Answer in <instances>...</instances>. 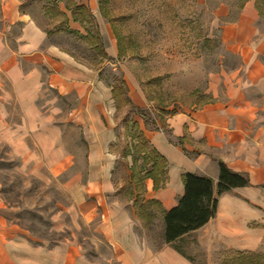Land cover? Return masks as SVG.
I'll list each match as a JSON object with an SVG mask.
<instances>
[{
	"label": "crops",
	"instance_id": "crops-1",
	"mask_svg": "<svg viewBox=\"0 0 264 264\" xmlns=\"http://www.w3.org/2000/svg\"><path fill=\"white\" fill-rule=\"evenodd\" d=\"M66 1L63 9L58 6L69 19ZM74 1L93 14L87 3ZM24 2L0 0V143L11 146L21 160L39 161L57 176L78 159L65 147L63 129L78 127L86 143V169L75 170L62 182L71 198L64 208L70 224H55L68 234L52 244L35 241L8 217V207L0 199V264H209L208 258L220 256V249L263 250L264 9L260 14L255 0H245L234 18L221 25L220 38L238 56V65L225 76L220 97L163 114L162 123L156 119L154 129L138 123L167 161L163 187L153 190L152 180L144 181V199L158 201L161 209L176 205L185 172L210 177L215 183L217 160L246 174L249 181L218 196L216 213L205 224L179 241L164 242L161 214L152 211V218L141 219L134 196L126 188L122 196L121 182L113 173L116 158L108 148L116 135L110 86L96 70L48 43L39 20L43 10L34 15ZM228 12V7L221 6L217 16ZM108 49L109 57L115 51L117 55L112 42ZM124 81L131 102L148 107L140 89ZM47 88L57 96L77 97L65 119H59L57 96L41 101ZM9 99L17 106V120H8ZM155 223L156 239L150 236ZM190 238L202 251L204 263L176 249L177 244L182 250Z\"/></svg>",
	"mask_w": 264,
	"mask_h": 264
},
{
	"label": "rangeland",
	"instance_id": "rangeland-1",
	"mask_svg": "<svg viewBox=\"0 0 264 264\" xmlns=\"http://www.w3.org/2000/svg\"><path fill=\"white\" fill-rule=\"evenodd\" d=\"M26 1L34 15L49 1L56 2L62 9L65 2L25 0L24 5ZM78 1L91 7L95 25L108 53L110 42L116 45L109 23L100 16L96 1L95 4L93 0ZM244 1L109 0L110 16L123 36L122 43L127 53L117 58L115 51L111 59L103 61H100V56L87 41L79 36L84 35L85 31L71 18L67 20V26L73 32L63 31L57 21L51 22L45 15L39 20L41 19L48 43L67 51L77 61L96 70L105 85L112 83L113 76H120L129 83H134L144 95L145 103L149 104L146 108L151 112V121L160 115L155 103H161L168 107V111L176 112L182 107H196L199 101L212 100L214 95H222L225 76L238 65V56L222 42L221 25L234 18V13ZM257 2L262 5V0ZM221 6L229 8L225 17L217 16V10ZM4 88L8 89V85L4 84ZM195 89L198 91L191 93ZM54 96H57L56 92L47 88L42 93L41 101ZM55 103L61 110L59 119L63 120L67 111L77 104V97L74 94L57 96ZM112 106L116 138L110 143L108 151L116 158L113 173L121 182L120 190L123 193L130 165L129 156L122 155V150L128 143L124 119L129 112L127 107L116 111L114 101ZM8 108L11 110L8 120H17L19 112L12 99L8 100ZM129 117L137 124L143 122L138 115L129 114ZM147 127L152 128L151 123ZM63 130L65 147L76 153L78 159L57 176L48 173L46 166L39 161L21 160L11 146L0 143V199L8 207L7 215L35 241L48 244L68 234V230L55 228L58 221L70 224L64 208L70 204L71 198L63 189L62 182L75 170L86 169V143L83 142L82 129L72 127ZM28 142H31L30 139ZM30 147H33L31 143ZM122 196L125 197L126 194L123 193ZM157 233L158 225L155 223L150 236L156 239ZM188 241L182 250L197 257L198 262L204 263L205 258L200 256L202 251L191 243V238ZM227 251L220 249V256L208 258L209 264H219ZM259 251L264 252V249Z\"/></svg>",
	"mask_w": 264,
	"mask_h": 264
},
{
	"label": "trees",
	"instance_id": "trees-1",
	"mask_svg": "<svg viewBox=\"0 0 264 264\" xmlns=\"http://www.w3.org/2000/svg\"><path fill=\"white\" fill-rule=\"evenodd\" d=\"M96 2L100 16L105 18L109 23L115 37L117 58H121L127 53L126 47L122 43V34L118 32L113 23L114 20L110 16L108 7L109 0H96ZM263 5L264 0H262V5L255 0V6L260 14L262 13ZM65 7L70 12L72 20L77 22L85 31L84 35L79 34V36L86 40L95 53L100 56V61L111 59L105 52L101 35L94 22V16L88 7L84 4H77L74 0H67ZM42 10L51 22L54 20L57 21L63 31L73 32L67 26L68 18L66 14L60 10L56 2L49 1L48 4L42 6ZM109 86L111 88V96L115 104V110L119 111L121 108L127 107L129 114H135L141 117L146 127L151 123L154 129L157 127L156 118L162 123L163 114L174 113L173 111L164 109L165 105L155 103V108H158L157 111L160 115L149 121L150 110L138 107L131 102L127 94V85L123 78L113 76V81ZM197 91L195 89L191 93H196ZM209 100L199 101L195 106L199 107ZM129 114L124 119V123L126 122L124 129L128 143L122 150V155L124 157L129 156L130 158L128 182L125 185V191L131 197L134 196L133 203L136 205L138 216L141 219L152 218L154 216L152 211H157L161 214L164 242L179 241L183 235L205 224L215 215L217 198L222 193L234 187L249 185L246 174L232 171L221 160H217L218 175L215 183L207 176L189 172L181 174L183 193L178 198L176 205L172 208L164 210L160 208L158 201L144 199V180L146 178L152 180L153 190L165 185L167 180V161L151 145L143 130L136 121H133L129 117ZM176 249L185 254L177 244ZM219 264H264V252L228 250L221 257Z\"/></svg>",
	"mask_w": 264,
	"mask_h": 264
}]
</instances>
